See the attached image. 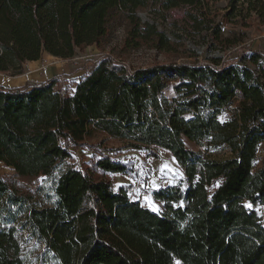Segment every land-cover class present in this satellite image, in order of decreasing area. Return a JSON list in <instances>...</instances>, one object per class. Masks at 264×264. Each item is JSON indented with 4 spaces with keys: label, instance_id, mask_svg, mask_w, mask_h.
Segmentation results:
<instances>
[{
    "label": "trees",
    "instance_id": "obj_1",
    "mask_svg": "<svg viewBox=\"0 0 264 264\" xmlns=\"http://www.w3.org/2000/svg\"><path fill=\"white\" fill-rule=\"evenodd\" d=\"M203 2L0 0V72L20 75L44 54L70 59L90 46L103 49L114 21L126 29L122 53L168 50L167 34L138 11L151 6L164 15ZM260 2L250 8L262 14ZM249 52L258 70L246 63L247 51L240 63L213 58L134 70L104 55L79 79L0 84V163L21 179L68 167L51 207L35 206L0 176V198L26 207L21 228L44 245L29 261L22 230L0 226V264H264V224L255 210L264 207V162L257 166L264 51ZM170 85L172 101L164 94ZM185 139L230 154L208 157L186 148ZM123 148L165 150L184 168L183 180L154 192L162 211L115 189L110 175L132 171L119 158ZM79 151L89 155L67 166Z\"/></svg>",
    "mask_w": 264,
    "mask_h": 264
},
{
    "label": "rangeland",
    "instance_id": "obj_2",
    "mask_svg": "<svg viewBox=\"0 0 264 264\" xmlns=\"http://www.w3.org/2000/svg\"><path fill=\"white\" fill-rule=\"evenodd\" d=\"M200 8L179 7L167 11L164 15L153 11L151 6L138 11L139 16L145 22L155 23L163 30L170 42L168 50L157 51L150 47L140 50H131L122 53L126 29L124 25L112 22L109 26L110 34L104 40L105 47L99 49L90 46L83 51H78L70 59H61L44 54L39 62L26 63L23 73L12 76L0 72V84L8 86H21L26 81L30 83L43 82L49 75L70 76V80L79 79L90 72L95 63L104 55H109L123 62L130 70L146 68L153 65L204 62L207 59L230 58V63H240L242 53L247 51L246 63L258 70V67L250 62V50L264 51V11H256L250 8L253 5L261 8L260 0H204ZM158 8V6H157ZM217 31L219 33H217ZM238 57V59H237ZM237 59V60H236ZM74 74V75H73ZM65 85V79L61 81ZM165 98L172 101L176 97L173 85L164 92ZM224 113L221 119H227ZM103 136H96L102 139ZM104 138V137H103ZM108 145L115 148L123 144L109 140ZM186 148L201 152L205 156L216 159H224L229 152L221 149H212L209 153L204 146L193 144L185 139ZM119 158L122 162L131 165L132 171L128 175H110L115 181V189L125 188L132 200L139 201L143 206L156 212L162 211L161 205L156 201L154 192L164 187L177 184L184 177V168L177 164L175 158L165 150L158 149H121ZM83 155L88 152H75L73 160L67 162V166L83 160ZM264 162V143L261 145L257 157V166ZM82 167L81 164H75ZM83 165V164H82ZM68 167L60 165L52 177L21 179L15 174V170L5 167L0 163V176L10 183L20 194L30 198V202L37 207H51L56 201V180ZM255 210L264 224V207L256 206ZM26 207L17 206L8 201V198H0V226H16L22 230L21 243L23 255L29 261H36L37 256L44 249V245L31 239L29 232L21 227L27 216Z\"/></svg>",
    "mask_w": 264,
    "mask_h": 264
},
{
    "label": "crops",
    "instance_id": "obj_3",
    "mask_svg": "<svg viewBox=\"0 0 264 264\" xmlns=\"http://www.w3.org/2000/svg\"><path fill=\"white\" fill-rule=\"evenodd\" d=\"M32 63H36V62H32ZM52 77H53V76H50V75H49L46 79L43 80V82L52 79ZM26 82H29V81H26ZM26 82H25V83H26ZM25 83H23L21 86L25 85ZM4 86H8V85H4ZM8 87H10V86H8ZM14 87H18V86H14Z\"/></svg>",
    "mask_w": 264,
    "mask_h": 264
},
{
    "label": "snow or ice",
    "instance_id": "obj_4",
    "mask_svg": "<svg viewBox=\"0 0 264 264\" xmlns=\"http://www.w3.org/2000/svg\"><path fill=\"white\" fill-rule=\"evenodd\" d=\"M248 207H251V205H248ZM154 210H156V209L154 208ZM177 264H179V262H177Z\"/></svg>",
    "mask_w": 264,
    "mask_h": 264
}]
</instances>
